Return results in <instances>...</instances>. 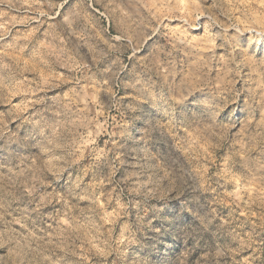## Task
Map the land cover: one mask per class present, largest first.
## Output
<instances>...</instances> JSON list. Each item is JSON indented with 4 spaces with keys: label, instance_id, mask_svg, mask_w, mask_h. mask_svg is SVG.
<instances>
[{
    "label": "clouds",
    "instance_id": "1",
    "mask_svg": "<svg viewBox=\"0 0 264 264\" xmlns=\"http://www.w3.org/2000/svg\"><path fill=\"white\" fill-rule=\"evenodd\" d=\"M0 264H264V0H0Z\"/></svg>",
    "mask_w": 264,
    "mask_h": 264
}]
</instances>
